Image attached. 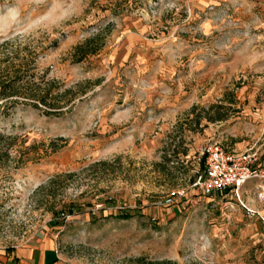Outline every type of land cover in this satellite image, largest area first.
<instances>
[{"label":"rangeland","instance_id":"rangeland-1","mask_svg":"<svg viewBox=\"0 0 264 264\" xmlns=\"http://www.w3.org/2000/svg\"><path fill=\"white\" fill-rule=\"evenodd\" d=\"M29 55L55 108L0 115V260L264 264L238 198L192 185L212 142L264 162V0H0L1 67Z\"/></svg>","mask_w":264,"mask_h":264},{"label":"built area","instance_id":"built-area-1","mask_svg":"<svg viewBox=\"0 0 264 264\" xmlns=\"http://www.w3.org/2000/svg\"><path fill=\"white\" fill-rule=\"evenodd\" d=\"M196 163L200 169L192 185L206 195L220 194L239 197L241 187L250 180H257L255 192L260 201L264 200V162L258 150L249 147L242 151L228 150L218 142L203 147L196 155ZM182 195L184 191H173ZM249 216L254 211L246 209Z\"/></svg>","mask_w":264,"mask_h":264},{"label":"trees","instance_id":"trees-1","mask_svg":"<svg viewBox=\"0 0 264 264\" xmlns=\"http://www.w3.org/2000/svg\"><path fill=\"white\" fill-rule=\"evenodd\" d=\"M3 45H7L6 42ZM103 46V42L99 41V35L84 40L74 48L76 61L80 62L88 56L96 54ZM4 58L6 65H0V115L8 116L18 104H28L38 108H55L50 103L49 93L50 87L45 86L44 80H36L37 75L34 72L35 61L29 55L28 58L17 57L11 59ZM36 80V81H35ZM19 98H22L20 101ZM49 113V111H46ZM5 139L4 133L0 131V140ZM7 154V149L0 148ZM53 179L51 180V182Z\"/></svg>","mask_w":264,"mask_h":264},{"label":"crops","instance_id":"crops-1","mask_svg":"<svg viewBox=\"0 0 264 264\" xmlns=\"http://www.w3.org/2000/svg\"><path fill=\"white\" fill-rule=\"evenodd\" d=\"M257 180L253 179L245 183L239 192L238 202L246 210L254 211L255 221L252 228L260 225L264 232V200L260 201L255 192ZM243 197V199H242ZM0 264H64L60 261L57 251L52 246V241L46 239L41 243L34 242L27 248H21Z\"/></svg>","mask_w":264,"mask_h":264}]
</instances>
